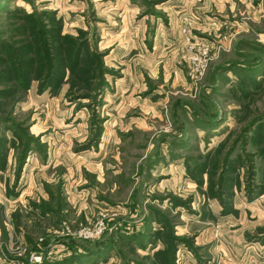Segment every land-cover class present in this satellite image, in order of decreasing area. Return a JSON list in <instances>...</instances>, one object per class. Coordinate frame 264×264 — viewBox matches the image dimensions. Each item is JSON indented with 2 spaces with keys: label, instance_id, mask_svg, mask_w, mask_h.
<instances>
[{
  "label": "rangeland",
  "instance_id": "rangeland-1",
  "mask_svg": "<svg viewBox=\"0 0 264 264\" xmlns=\"http://www.w3.org/2000/svg\"><path fill=\"white\" fill-rule=\"evenodd\" d=\"M0 264H264V0H0Z\"/></svg>",
  "mask_w": 264,
  "mask_h": 264
}]
</instances>
